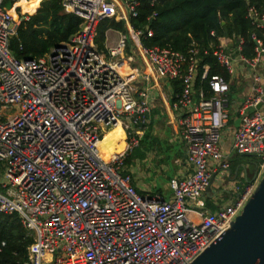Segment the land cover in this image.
<instances>
[{
  "label": "built area",
  "instance_id": "built-area-1",
  "mask_svg": "<svg viewBox=\"0 0 264 264\" xmlns=\"http://www.w3.org/2000/svg\"><path fill=\"white\" fill-rule=\"evenodd\" d=\"M16 1L0 0V109L16 107L15 115L0 117V214L17 215L31 234L25 264H191L240 214L264 170L263 89L252 73L264 44L251 36L250 59L240 54V37L210 52L192 44L185 52L144 47L151 30L129 23L139 0H60L62 12L79 20L76 32L41 57L17 59L9 41L27 17L3 7ZM245 19L263 29L264 8L247 5ZM105 20L122 22L125 32L114 31V43L106 46L105 30L98 51L97 28ZM200 54L211 56L227 77L233 63L242 62L253 79L229 147L259 163L255 176L213 212L200 196L212 171L228 169L221 141L229 83L209 75ZM158 81L178 82L171 108L191 166L186 176L168 180L167 201L139 194L124 168L147 128L149 93ZM107 127L119 128L123 150L104 160L98 144Z\"/></svg>",
  "mask_w": 264,
  "mask_h": 264
},
{
  "label": "trees",
  "instance_id": "trees-1",
  "mask_svg": "<svg viewBox=\"0 0 264 264\" xmlns=\"http://www.w3.org/2000/svg\"><path fill=\"white\" fill-rule=\"evenodd\" d=\"M15 4L27 17L26 21L20 22L16 35L9 41V50L17 59L47 54L54 46L67 41L78 28L79 20L62 12L60 0H19ZM247 5L260 11L264 8V0H155L153 4L149 0H139L137 16L129 19V23L133 28L147 27L151 30L152 36L141 40L144 47L185 52L192 44L210 52L211 46L221 42L223 36H227L228 41L232 37H240L243 39L240 54L250 59L254 46L251 36L264 44V28L257 29L245 19ZM5 8H14L13 13L18 9L12 8V4ZM108 28L121 30L123 25L121 22L103 21L98 25L97 38L101 40ZM200 56L202 63L209 65V75L227 77L211 56ZM170 83L173 91L177 92L178 82ZM250 179L246 176V181ZM32 242L31 234L22 227L17 215L0 214V264H25L26 250Z\"/></svg>",
  "mask_w": 264,
  "mask_h": 264
},
{
  "label": "crops",
  "instance_id": "crops-1",
  "mask_svg": "<svg viewBox=\"0 0 264 264\" xmlns=\"http://www.w3.org/2000/svg\"><path fill=\"white\" fill-rule=\"evenodd\" d=\"M235 69L234 74L232 77H226L229 83V93L227 95L228 102H227V109L229 114V120L226 125V131L224 132L223 136H226V140L229 144V135L231 129H233L237 123V112L238 108L243 101V98L248 97L251 95L250 88L253 84L252 74L247 72L246 70V85L242 86V82L237 81L234 83L233 79H236L238 77V73H242V67H240L239 62L233 63ZM257 68V69H256ZM255 70L258 72L256 73ZM260 71V72H259ZM258 80L257 82H254L257 86H261L263 89L262 96L264 95V58L261 57L258 64L253 69V72ZM232 84L234 86L232 87ZM173 93V87L171 83L165 84L164 81H158L156 83V86L151 89L149 93V98L151 101V109L148 115V125L146 130L149 132L150 136L152 137H158L157 142L165 141L166 144L174 145L176 148L173 150L174 157H173V164H175V168L172 171L171 177H184L186 176L190 170L191 166L189 164H186L185 162V152L183 144L180 142L178 137V127L176 124V118L177 114L173 109L171 108V97ZM168 133V134H166ZM223 138L221 141V147L223 146ZM168 147V148H169ZM167 148V149H168ZM153 151H158L157 147H154ZM153 151H151L148 155L146 154V160L150 161V159L153 158ZM133 152V151H132ZM223 155L227 157V153L222 152ZM132 154V153H131ZM158 159H162L161 155L159 154L157 156ZM135 163L138 164L137 160H135ZM246 165L243 167V171L239 175V181L245 180V182L239 184H245L246 183V171H245ZM131 177H132V184L136 191L140 192L139 194L147 195V196H159L156 195H149L148 191L151 188H155V183L152 180L148 185L141 182L144 177H151L153 178V175L151 172H143L141 170H137L134 166L129 168L127 170ZM237 168H235L234 171H232L230 168H228L225 172L214 170L212 171L211 178H210V185L207 192H205V189L201 196L200 200L202 202V206L207 209V203H209L212 206L215 207V210L219 207L228 204L233 197L237 194L239 189H236L238 180L237 178ZM255 171H256V165H255ZM255 171L251 177V179L254 177ZM157 172V171H156ZM156 177V176H154ZM250 179V180H251ZM225 180L226 183V190L221 191V185L223 181ZM249 180V181H250ZM242 185V186H243ZM151 187V188H150ZM165 188V187H164ZM239 188V187H238ZM225 192V193H222ZM162 198V197H161ZM163 199V198H162ZM164 200V199H163ZM205 205V206H204ZM213 210V211H215ZM210 211V210H208Z\"/></svg>",
  "mask_w": 264,
  "mask_h": 264
},
{
  "label": "rangeland",
  "instance_id": "rangeland-1",
  "mask_svg": "<svg viewBox=\"0 0 264 264\" xmlns=\"http://www.w3.org/2000/svg\"><path fill=\"white\" fill-rule=\"evenodd\" d=\"M19 1V0H18ZM7 5H9V2H6L3 4V7H7ZM13 7H17V11L14 12V14L11 12V14L14 17H18L21 14H24L21 12L20 6H16V4ZM13 17V18H14ZM114 21L116 23H118L119 21L117 20H111ZM122 23V22H121ZM123 25V23H122ZM110 29L108 31V39L106 42V46L111 45L114 43L117 35L114 31H116L113 28H108ZM107 29V30H108ZM118 32H122L124 33V26L123 29L121 30H117ZM98 37V33L96 34V38H95V45L99 50H103L104 49V45H103V40L105 38L104 33H103V38L100 40ZM228 41V37L227 36H223L221 43L226 44V42ZM236 44V42L234 41V45ZM226 54L229 55L230 60L234 59V54H233V48H227L226 49ZM240 67H242V73L237 72L238 73V77L236 79H233L234 83H236L237 81L242 82V80L245 78L246 79V68L244 66V64L242 62H239ZM235 69V67H234ZM257 69V68H256ZM255 72L257 73L258 70ZM260 72V71H259ZM165 84L170 83L169 81H165ZM264 83V81H263ZM242 86L246 85V80L242 82L241 84ZM234 86V84H232V87ZM229 93V91H228ZM230 94V93H229ZM264 98V95L262 96ZM246 98V97H245ZM243 98V100L245 99ZM0 117L1 120H4V118L6 116H13L16 114V107L14 106H5L3 108L0 109ZM253 112L252 109H248L246 111L247 114H251ZM105 135L100 136V138H104L105 141L111 143L113 136H112V131L111 128L107 127L104 130ZM168 134V133H166ZM158 137H152L150 136L149 132L147 130H145L143 137L140 139L139 142V146L133 150L132 154L130 155L128 161L126 163H124V168L126 170H129V168H131L132 166H134L137 170H141V171H145V172H151V174L153 175V178L151 177H144V179L141 180V182H143L144 184L148 185L150 184V182L153 180L155 183V188H151L148 191L149 195H156L158 194L159 196H161L165 201H167L169 199L170 196V190L168 188V180L171 178V174L173 169L175 168V164H173V157H174V152L173 150L176 148V146L174 145H169L165 143V141H159L157 142ZM223 146L221 147V152H225L227 153V157H228V168H230L232 171L235 170V168H237V186L239 187V190L242 188L241 184H239V182L241 181V183H244V180H240L239 181V175L240 173L243 171V167L246 165L247 167H245V171H246V176L247 177H252L254 171H255V165L259 163V159L257 158H253V157H246V156H239L236 154L235 151L231 150L228 144V141L226 140V136H223ZM154 147L158 148V151H153ZM169 147V148H168ZM168 148V149H167ZM151 151H153V158L150 159V161L146 160V154L148 155ZM161 155L162 159H158L157 156ZM135 160H137L138 164L135 163ZM157 171V172H156ZM264 170L259 174L258 180L260 179V177L262 176ZM156 176V177H154ZM226 183L225 180L223 181L222 185H221V191H225L226 189ZM165 187V188H164ZM138 192V191H137ZM140 193V192H138ZM225 193V192H222ZM205 206V205H204ZM207 209L210 210V212H213V210H215V207L212 206L207 203Z\"/></svg>",
  "mask_w": 264,
  "mask_h": 264
},
{
  "label": "water",
  "instance_id": "water-1",
  "mask_svg": "<svg viewBox=\"0 0 264 264\" xmlns=\"http://www.w3.org/2000/svg\"><path fill=\"white\" fill-rule=\"evenodd\" d=\"M191 264H264V172L229 228Z\"/></svg>",
  "mask_w": 264,
  "mask_h": 264
},
{
  "label": "bare ground",
  "instance_id": "bare-ground-1",
  "mask_svg": "<svg viewBox=\"0 0 264 264\" xmlns=\"http://www.w3.org/2000/svg\"><path fill=\"white\" fill-rule=\"evenodd\" d=\"M33 1V0H29ZM112 142L109 143L104 138L98 144V150L102 159L106 160L111 157L112 154L120 153L123 150V143L121 142V133L118 127L112 130Z\"/></svg>",
  "mask_w": 264,
  "mask_h": 264
}]
</instances>
